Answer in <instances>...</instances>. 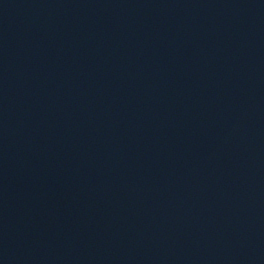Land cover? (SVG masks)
Masks as SVG:
<instances>
[{
    "label": "water",
    "instance_id": "water-1",
    "mask_svg": "<svg viewBox=\"0 0 264 264\" xmlns=\"http://www.w3.org/2000/svg\"><path fill=\"white\" fill-rule=\"evenodd\" d=\"M0 264H264V0H0Z\"/></svg>",
    "mask_w": 264,
    "mask_h": 264
}]
</instances>
